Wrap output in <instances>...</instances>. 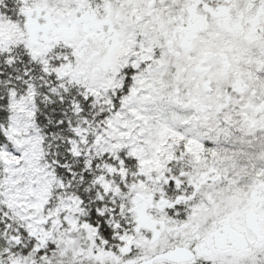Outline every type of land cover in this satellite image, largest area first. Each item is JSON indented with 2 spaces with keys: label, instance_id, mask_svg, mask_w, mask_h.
Segmentation results:
<instances>
[{
  "label": "snow or ice",
  "instance_id": "obj_1",
  "mask_svg": "<svg viewBox=\"0 0 264 264\" xmlns=\"http://www.w3.org/2000/svg\"><path fill=\"white\" fill-rule=\"evenodd\" d=\"M0 264H264V0H0Z\"/></svg>",
  "mask_w": 264,
  "mask_h": 264
}]
</instances>
